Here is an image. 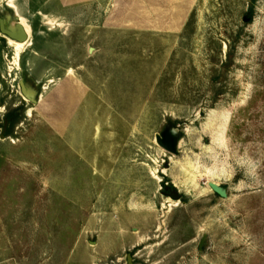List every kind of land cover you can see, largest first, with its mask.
Wrapping results in <instances>:
<instances>
[{
  "label": "rangeland",
  "instance_id": "obj_1",
  "mask_svg": "<svg viewBox=\"0 0 264 264\" xmlns=\"http://www.w3.org/2000/svg\"><path fill=\"white\" fill-rule=\"evenodd\" d=\"M1 19L30 43L0 28V264H264V0H0Z\"/></svg>",
  "mask_w": 264,
  "mask_h": 264
},
{
  "label": "water",
  "instance_id": "obj_2",
  "mask_svg": "<svg viewBox=\"0 0 264 264\" xmlns=\"http://www.w3.org/2000/svg\"><path fill=\"white\" fill-rule=\"evenodd\" d=\"M1 32L16 41H27L29 39V33L26 28L22 25V23L17 24V29L14 30L11 25H8L5 19H1L0 21ZM23 92L29 98H31V93L27 90V87L24 83H22ZM6 130V129H5ZM157 142L165 148L167 151L178 154V142H179V134L174 129L168 128L162 134L157 135ZM210 187L220 195L221 197H228L227 189L216 182H210ZM171 197L174 199H180L181 195L177 192H172ZM132 255H129V260L131 261Z\"/></svg>",
  "mask_w": 264,
  "mask_h": 264
},
{
  "label": "bare ground",
  "instance_id": "obj_3",
  "mask_svg": "<svg viewBox=\"0 0 264 264\" xmlns=\"http://www.w3.org/2000/svg\"><path fill=\"white\" fill-rule=\"evenodd\" d=\"M11 7L15 8V5L14 4H11L10 5ZM23 23L22 25L26 28V30L28 31V33H30V29H29V26L26 24V22L24 21V19H22ZM20 22V21H19ZM17 23V22H16ZM13 24V23H12ZM12 28L14 30L17 29V25H12ZM10 39V42L16 47L17 49V54H19L20 52H22L26 47L27 45L30 43V39H28L27 41H23V42H20V41H16L14 39ZM213 137V136H212ZM185 168V167H184ZM212 182V181H211ZM214 182V181H213ZM209 186H210V183H209Z\"/></svg>",
  "mask_w": 264,
  "mask_h": 264
}]
</instances>
